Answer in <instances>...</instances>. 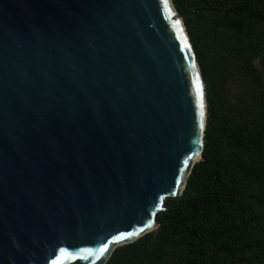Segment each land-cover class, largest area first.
I'll return each instance as SVG.
<instances>
[{
  "label": "water",
  "instance_id": "95a60500",
  "mask_svg": "<svg viewBox=\"0 0 264 264\" xmlns=\"http://www.w3.org/2000/svg\"><path fill=\"white\" fill-rule=\"evenodd\" d=\"M206 122L173 0H0V264H105L156 229Z\"/></svg>",
  "mask_w": 264,
  "mask_h": 264
},
{
  "label": "trees",
  "instance_id": "16d2710c",
  "mask_svg": "<svg viewBox=\"0 0 264 264\" xmlns=\"http://www.w3.org/2000/svg\"><path fill=\"white\" fill-rule=\"evenodd\" d=\"M173 3L205 82L203 160L159 226L105 264H264V0Z\"/></svg>",
  "mask_w": 264,
  "mask_h": 264
},
{
  "label": "rangeland",
  "instance_id": "374dc122",
  "mask_svg": "<svg viewBox=\"0 0 264 264\" xmlns=\"http://www.w3.org/2000/svg\"><path fill=\"white\" fill-rule=\"evenodd\" d=\"M256 63H257L258 68L262 71L264 75V66L261 64L260 60H257Z\"/></svg>",
  "mask_w": 264,
  "mask_h": 264
},
{
  "label": "snow or ice",
  "instance_id": "6c2138e0",
  "mask_svg": "<svg viewBox=\"0 0 264 264\" xmlns=\"http://www.w3.org/2000/svg\"><path fill=\"white\" fill-rule=\"evenodd\" d=\"M166 6H167V5H166ZM177 23H179V21H177ZM125 235H126V234L121 233L119 238H120V239H123V238H125ZM61 252L63 253V252H65V250H64V249H61Z\"/></svg>",
  "mask_w": 264,
  "mask_h": 264
}]
</instances>
